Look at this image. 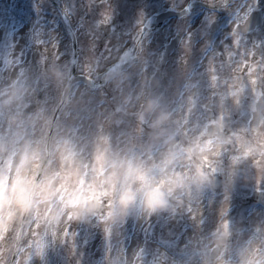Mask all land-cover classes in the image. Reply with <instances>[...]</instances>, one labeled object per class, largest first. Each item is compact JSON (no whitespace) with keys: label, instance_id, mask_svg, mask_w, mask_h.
Here are the masks:
<instances>
[{"label":"clouds","instance_id":"clouds-1","mask_svg":"<svg viewBox=\"0 0 264 264\" xmlns=\"http://www.w3.org/2000/svg\"><path fill=\"white\" fill-rule=\"evenodd\" d=\"M189 3L209 20L232 0H185L184 15ZM145 27L134 48L79 63L50 45L35 62L0 61V264H50L61 249L83 264L82 234L96 233L99 264H264V219L244 230L229 214L239 185L264 195V87L225 81L226 67L210 81L186 38L169 71L138 37ZM182 223L192 232L171 253L125 247L130 227L179 236Z\"/></svg>","mask_w":264,"mask_h":264},{"label":"rangeland","instance_id":"rangeland-1","mask_svg":"<svg viewBox=\"0 0 264 264\" xmlns=\"http://www.w3.org/2000/svg\"><path fill=\"white\" fill-rule=\"evenodd\" d=\"M55 1L61 8L65 9L67 7L71 10L69 17L76 30L78 63L89 51L99 53L101 50L107 51L111 48L122 50L126 48L127 44L129 45L128 41L126 43H123V41L131 40L129 42L133 43L135 37L132 38L131 35L139 21L135 19L136 15L142 13L144 4L149 5L146 10H151L156 6L154 1L150 3L146 0H130L129 2L126 0H110L106 6L99 9L110 8V22L108 24H97V21L101 19L102 12L89 14L85 10L86 5H84L87 0ZM55 1L0 0V61L15 52L16 54H22V58L26 61L35 62L42 50V47L35 43L37 38L45 41L56 40L59 51L63 53L61 59H71L72 49L68 28L56 7ZM99 10H96V12ZM119 12L121 15H119ZM143 42L146 49L152 50L149 48L148 43ZM149 54L153 58L157 56L156 54ZM183 225L185 226L184 234L182 232ZM157 226L149 233L153 240L149 238L151 241L147 240L142 245H131L130 247V243H126L127 238L125 237V247L129 251L137 247H144L149 259H152L154 255L160 252L171 253L178 250L180 246L186 243V237L192 232V228L188 223L181 224L179 236H172L165 227ZM207 226L209 227V225ZM177 237L178 240H176ZM80 248L83 253V264H99L103 260L106 244L99 233L94 234L90 239L83 237L82 234ZM49 258L50 264H67L63 249L57 253L50 252Z\"/></svg>","mask_w":264,"mask_h":264},{"label":"flooded vegetation","instance_id":"flooded-vegetation-1","mask_svg":"<svg viewBox=\"0 0 264 264\" xmlns=\"http://www.w3.org/2000/svg\"><path fill=\"white\" fill-rule=\"evenodd\" d=\"M168 1L181 10L185 8V0ZM252 2L232 0L230 9L215 11V18L209 20L211 13L206 6L189 3L187 15L165 21L147 38L152 54L171 71L184 52L182 44L186 38L193 66L199 70L207 65L210 81L219 80L226 67L225 81L239 80L241 88L251 87L253 91L264 87V0H257L254 6ZM153 16L151 12L147 19ZM241 20L248 24V29L239 34V43L235 44L233 33L242 27ZM191 28L195 29L194 34H190ZM229 214L239 227L247 230L264 219V195L252 186L239 185L232 195ZM214 222L215 213L210 212L206 224L211 227ZM184 228L183 225V234Z\"/></svg>","mask_w":264,"mask_h":264},{"label":"snow or ice","instance_id":"snow-or-ice-1","mask_svg":"<svg viewBox=\"0 0 264 264\" xmlns=\"http://www.w3.org/2000/svg\"><path fill=\"white\" fill-rule=\"evenodd\" d=\"M91 4V2H90ZM248 11L251 12L252 11V6L250 5L249 8H248ZM71 14V10L69 8H65L64 9V16L65 18L67 19L69 17V15ZM111 20V10L110 8L106 7L102 10V13H101V19H99L97 21V24H108ZM238 23H239V20H238ZM138 25L141 26V28L143 29V27L146 25L145 23V20L144 19H141L138 21ZM138 37H141L143 35V30H141L140 32H138ZM233 36H234V40H233V43L235 44H238L239 43V34L237 32H234L233 33ZM137 42L139 43L140 40L137 39ZM35 43L38 45V46H41L42 48H44L46 50L47 46H52L54 47V49L57 50V52H59V46H58V42L56 40H50V41H45L44 39H41V38H37ZM227 47V46H226ZM229 56L232 55L231 52L228 53ZM22 56V54H21Z\"/></svg>","mask_w":264,"mask_h":264}]
</instances>
